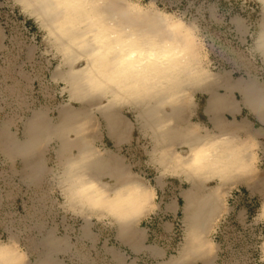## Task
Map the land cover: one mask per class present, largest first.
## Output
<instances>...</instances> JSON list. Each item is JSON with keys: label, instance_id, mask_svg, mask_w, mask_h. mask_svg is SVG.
Returning a JSON list of instances; mask_svg holds the SVG:
<instances>
[{"label": "crops", "instance_id": "1", "mask_svg": "<svg viewBox=\"0 0 264 264\" xmlns=\"http://www.w3.org/2000/svg\"><path fill=\"white\" fill-rule=\"evenodd\" d=\"M8 2L12 3V0H0V11ZM257 2L260 3L258 0ZM250 12L249 10L244 15L236 14L230 19L236 35L241 40L248 39V31L252 26L256 27L257 32L260 20L264 21L262 6L256 20ZM4 51L5 33L0 24V54ZM34 52V46L28 47L26 55L28 60L34 59ZM250 58L253 60L252 57ZM4 60L0 61V158L8 167L5 177L10 175L13 182H9V178H6V188L0 183V228L4 227L3 224L6 222V217H1L4 200L11 197L13 201L15 197H22L21 203L25 211L21 215L23 233L12 231L9 239L19 241L29 256L27 264H137L133 257L141 254L148 255L155 264H163L171 258L174 255H170V251L174 249L173 239L176 236L174 232L181 223L182 239L184 237V191L189 188L190 179L181 168L169 167L168 161L167 166L164 167L159 162L162 158L153 149L150 129L138 118L139 108L129 110L116 107L118 115L124 121V133L117 140L109 132L104 112L92 107L94 104L103 105L108 98L100 96L92 106L75 99L68 101V93L63 89L64 79L53 77V67L50 78L61 85L66 100L54 107L44 103L31 106L26 93L33 85L32 75L16 55H8ZM257 61L264 74V61ZM222 75L233 81L232 87L229 90L225 89L218 83L220 79H216L214 81V83L217 81L214 84L216 92L226 95L234 105L229 106L228 109H219L220 115L225 122L246 120V128L238 132L251 135L259 143V150H264V118L245 104L242 97L237 98L238 95L241 96L238 89V84L242 83L240 78H235L228 71ZM252 81L249 80L250 83L260 85L264 93V80ZM208 94V90L202 88L196 94L195 104L184 101L181 114L183 117L176 119L179 127L192 126V123L200 122L209 128L213 126L218 128L214 123L213 113L208 109L210 96ZM66 102L68 104H65ZM64 104L70 109L89 108L92 122L88 133L93 138L92 145L100 149L105 156L104 159H116L119 162L122 172L120 175L107 168L108 170L96 172L98 179H107L111 183H116L119 182L117 180L128 179L132 176L130 174L137 173L141 176V168L139 173L130 166L129 161H132V157L135 162L138 159L139 165L145 162L147 165L144 168L151 166L154 169V175L143 178L145 182L146 178L149 179V183H146L153 192L152 204L128 228H121L118 222L111 219L97 220L95 216L98 214L90 212H84L89 214L90 219L82 222V214H74L72 207L62 205L65 200L57 187L58 185L63 187V182L57 178L58 168L64 158H71L79 152V146L69 143L64 155L61 139L54 131L60 108L62 109ZM262 106L264 107V103ZM30 136L35 137V140L30 143L26 151L25 142ZM66 136L72 138L75 135L73 131H68ZM142 138L148 141V144H141ZM113 166L115 165L112 164ZM203 176L202 187L216 186L219 181L214 173ZM212 181L214 184L209 185ZM236 186L242 187L256 197L264 196V170L259 167L258 171L253 170L249 174L239 175L228 183V186L227 184L220 186L221 209L213 224L226 213L228 206L225 195L229 189ZM60 197L62 203L59 202ZM155 198H158L159 202ZM144 217L146 222L141 224ZM165 217L167 220H164ZM213 224L207 233L208 238ZM61 226L66 229L64 232L60 230ZM109 231L114 237L110 236ZM210 260H212L210 264H214V254L213 259ZM188 262L203 264L200 256H192Z\"/></svg>", "mask_w": 264, "mask_h": 264}, {"label": "clouds", "instance_id": "2", "mask_svg": "<svg viewBox=\"0 0 264 264\" xmlns=\"http://www.w3.org/2000/svg\"><path fill=\"white\" fill-rule=\"evenodd\" d=\"M31 19L58 66L69 67L93 96L109 98L117 108L154 107L162 117L180 103H196V94L213 75L195 24L157 7L155 0H12ZM29 9L37 12L29 13ZM153 13L155 19H153ZM248 54L264 61V30L252 39ZM61 62H64L63 65ZM163 120L153 145L156 154L193 175H245L259 170V143L243 132L222 131L194 122L186 139L170 143ZM152 150V149H150ZM85 155L66 165L61 196L76 214L97 220L125 221L140 215L152 192L130 181L114 186L94 179ZM134 175V174H130ZM253 219L264 220V203ZM19 241L0 239V264H27Z\"/></svg>", "mask_w": 264, "mask_h": 264}, {"label": "rangeland", "instance_id": "3", "mask_svg": "<svg viewBox=\"0 0 264 264\" xmlns=\"http://www.w3.org/2000/svg\"><path fill=\"white\" fill-rule=\"evenodd\" d=\"M155 3L159 9L175 12L183 16L189 25L195 24L198 27L199 37L203 41V50L207 54L211 71L218 75L228 71L235 78L246 79L257 76L260 80H264L260 63L255 59L252 60L248 54L256 27L250 28L247 40H241L230 22L231 16L239 13L244 15L249 10L254 19L259 17L261 3L257 0H155ZM4 7H9L18 19L26 22L29 32L33 34V41L27 44L29 47H35L34 59L40 51L42 59H47L46 61L50 62L51 73L57 60L53 59L51 54H45L49 52V46L42 39V33L36 24L26 16L20 15L19 9L14 8L11 2L6 3ZM46 87H43L38 93L40 103L54 107L66 100V95L59 83L50 81ZM237 98L240 99L241 96L238 95ZM140 141L141 144H148L144 138ZM262 151L264 152V150ZM262 151L259 150L261 158L259 167L264 170V153ZM131 159L132 161H129L131 168L139 173L141 168L142 178L147 176L149 178L155 174L151 166L144 168L147 165L145 162L139 165L138 159L136 162L133 157ZM6 169H8L6 164L0 166V183L4 188H6V178H9V182H13L10 175L5 177ZM146 180L149 183V179L146 178ZM211 184L214 182L209 183V185ZM10 198L4 200L1 213L2 218L6 217L4 227L0 228V239L4 240L10 237L12 231L18 234L23 233L21 215L25 211L23 203H21L22 197H15L13 201ZM155 200L159 202L158 198ZM225 200L228 209L213 224L209 236L214 248V264H264V220L253 219L261 204L264 203V196L256 197L246 192L242 187L236 186L228 190ZM59 202H63L61 197ZM17 210L19 213L15 214ZM178 218L180 219V216ZM145 219V217L142 218L141 224L146 222ZM164 220L167 218L165 217ZM180 225L174 232V236L176 235L173 239L174 249L170 251V255L177 254L181 246L183 226L182 223ZM60 230L64 232L66 229L61 226ZM113 230L115 231V229Z\"/></svg>", "mask_w": 264, "mask_h": 264}, {"label": "bare ground", "instance_id": "4", "mask_svg": "<svg viewBox=\"0 0 264 264\" xmlns=\"http://www.w3.org/2000/svg\"><path fill=\"white\" fill-rule=\"evenodd\" d=\"M262 6V13L264 17V0H258ZM37 9H29V13L37 12ZM155 14L153 13V19H155ZM264 30V21L260 20L259 29ZM6 47V45H5ZM64 62H61L63 65ZM53 77L58 79L59 77L64 79L63 89L68 93V101L69 100H79L83 103H87L88 106H92L93 102L100 98V95L93 96L91 95L86 87L81 83V78L77 75H74L69 67L58 66V62L54 66ZM210 82L205 84L202 88L208 90L209 94V102L208 109L213 113L214 123L216 127L221 129L222 131L229 132H238L239 130L246 128V120L243 121H233V122H225V119L220 115L219 109L227 108L229 106H233V101H231L226 95L223 93L216 92L215 82L217 79H220L218 83L220 86L225 89H230L232 87L233 81H231L226 76L213 72ZM219 76V77H218ZM218 77V78H217ZM221 77V78H220ZM259 79L257 76H252L250 78L241 79L242 83L238 84V89L241 93L242 100L245 104H247L254 111L259 113V115L264 118V107L262 106L264 103V93L262 87L257 84H253L252 80ZM252 81L251 83L249 82ZM237 86V85H236ZM235 86L233 85V88ZM201 88V89H202ZM183 103H180L178 106L174 107L173 110H168V113H165L162 117L160 116L157 109L154 107H137L138 118H140L148 129H150L152 135L153 145L158 144L160 141L161 134L157 132V125L163 122V120H167L170 123L174 124L167 129L166 132L163 133V136L170 143L181 142L186 139V133L191 126L179 127L176 119H181L183 116L181 115L183 112ZM65 104H68L66 102ZM65 104L60 108L59 116L57 122L54 126L55 133L60 137L62 144V152L66 155V147L69 143L79 146L78 154L74 155L71 158H64L61 161V165L58 168L57 178L63 182V173L66 171V165L74 160H79L81 157L88 155L92 157L89 163L86 165L89 174L96 180H100L97 178V173L99 170L102 172L103 170L111 169L113 173L120 175L121 167L119 162L116 159H104V155L100 152V149L97 146L92 145L93 138L90 137L88 133V128L91 125L92 117L90 116L89 108L82 107H65ZM97 107L99 111H103L105 114V119L107 123V127L109 132L113 134L115 139H119L123 133V119L118 115L116 111V105L108 98L106 103L103 105L99 104ZM228 123V124H227ZM235 123V124H234ZM34 128V127H33ZM36 128V127H35ZM73 131L74 135L72 138H68L67 132ZM35 140V137L30 136L25 142V149L28 151V146ZM72 141V142H69ZM20 146V145H19ZM22 149V147H19ZM163 159V158H162ZM161 160V159H160ZM115 165L112 167V164ZM167 161L162 163L164 167L167 166ZM94 171H93V170ZM187 176L190 179L189 188L184 191V205H183V223H184V237L181 241V246L178 249L177 254H174L163 262V264H189V258L192 256H200L202 258L203 264H210L213 259L214 248L212 241L208 238L207 233L212 227L216 216L218 215L221 204H220V195H221V185H225L232 182L239 175H217L218 182L215 185L202 187V179L203 175L212 174L205 173L201 175H193L189 172H186ZM215 174V173H214ZM208 179V178H206ZM103 181V180H100ZM113 183L114 186H119L120 184L127 183L130 181H136L141 183L146 189H150V185H148L141 176L137 173L132 175L126 180ZM153 193V192H152ZM152 204V197L149 199L148 204L145 206L143 212L140 214H144ZM65 207H72L68 202L64 201L62 203ZM63 206V207H64ZM75 214V213H74ZM81 215V214H80ZM140 215L118 222L121 225V228H128L133 221L138 218ZM82 222L89 220L90 216L87 213L81 215ZM9 239V238H8ZM7 239V240H8Z\"/></svg>", "mask_w": 264, "mask_h": 264}, {"label": "built area", "instance_id": "5", "mask_svg": "<svg viewBox=\"0 0 264 264\" xmlns=\"http://www.w3.org/2000/svg\"><path fill=\"white\" fill-rule=\"evenodd\" d=\"M4 6L5 5H3L0 11V24L5 33L6 47L5 51L0 54V61H5L4 59L8 55H16L19 58L20 62L26 66V69L33 78V85L28 93H26V97L31 106L39 105V91L52 81L49 74L51 64L46 61L47 59H42V53L40 51L34 60L28 61L26 59L27 49L29 47L27 43L33 41V34L29 32L28 26L24 20L18 19L14 11ZM4 164V160L0 158V166ZM17 213H19L18 210L15 214ZM133 259L137 261V264H155V261H151L149 256L145 254L135 255Z\"/></svg>", "mask_w": 264, "mask_h": 264}]
</instances>
